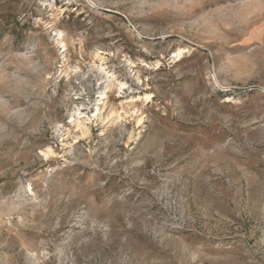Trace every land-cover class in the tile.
<instances>
[{
	"label": "rangeland",
	"instance_id": "374dc122",
	"mask_svg": "<svg viewBox=\"0 0 264 264\" xmlns=\"http://www.w3.org/2000/svg\"><path fill=\"white\" fill-rule=\"evenodd\" d=\"M0 264H264V0H0Z\"/></svg>",
	"mask_w": 264,
	"mask_h": 264
},
{
	"label": "bare ground",
	"instance_id": "6f19581e",
	"mask_svg": "<svg viewBox=\"0 0 264 264\" xmlns=\"http://www.w3.org/2000/svg\"><path fill=\"white\" fill-rule=\"evenodd\" d=\"M61 37V36H60Z\"/></svg>",
	"mask_w": 264,
	"mask_h": 264
}]
</instances>
